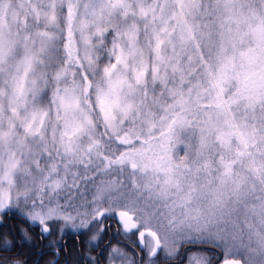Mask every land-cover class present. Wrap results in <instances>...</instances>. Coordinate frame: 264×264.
<instances>
[{"label": "snow or ice", "instance_id": "1", "mask_svg": "<svg viewBox=\"0 0 264 264\" xmlns=\"http://www.w3.org/2000/svg\"><path fill=\"white\" fill-rule=\"evenodd\" d=\"M0 264H264V0H0Z\"/></svg>", "mask_w": 264, "mask_h": 264}]
</instances>
